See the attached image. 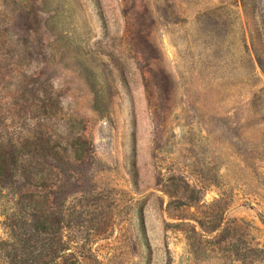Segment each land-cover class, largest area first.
Returning <instances> with one entry per match:
<instances>
[{
    "label": "rangeland",
    "instance_id": "obj_1",
    "mask_svg": "<svg viewBox=\"0 0 264 264\" xmlns=\"http://www.w3.org/2000/svg\"><path fill=\"white\" fill-rule=\"evenodd\" d=\"M0 264H264V0H0Z\"/></svg>",
    "mask_w": 264,
    "mask_h": 264
}]
</instances>
